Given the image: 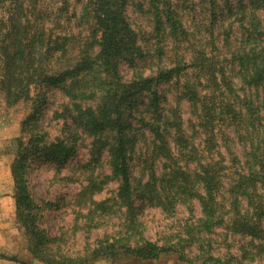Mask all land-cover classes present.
I'll return each instance as SVG.
<instances>
[{
    "label": "trees",
    "instance_id": "16d2710c",
    "mask_svg": "<svg viewBox=\"0 0 264 264\" xmlns=\"http://www.w3.org/2000/svg\"><path fill=\"white\" fill-rule=\"evenodd\" d=\"M217 1L222 4L230 3V0H210V3L213 5ZM158 2L152 1L156 33L175 39L186 37L188 34L170 1ZM237 2L242 12L253 16L259 12L264 14V0H248V10L241 0ZM127 4L128 0H86L82 13L91 22L93 39L89 49L82 45L71 55L74 50L71 47V38L67 34H60L61 31L52 32V28L46 25V22L56 23L60 13L58 7L47 8L39 0H0V92L7 104L26 100L31 104L29 114L22 120V134L16 138L17 149L10 166L16 221L22 230L27 250L45 264H88L97 258L118 256L153 259L162 252H177L175 245H159L146 239L143 236L140 216L148 204L160 207L172 215L177 202L186 204L192 216L193 199L198 201L201 215L192 224H187L186 234L189 238L195 239V232L208 233L227 223L231 232L250 236L251 239L257 237L256 242L264 246V227L261 226L264 204L253 206L252 198L256 192L247 189L245 177L238 174L237 180L230 184V209L225 217L223 207L218 201L224 185L223 175L217 171V163L206 157L207 160L197 164V170L188 172L177 162L179 154L184 155L182 152L186 148L180 147L184 146L180 115L176 110L171 111L170 119L173 121L169 123L171 127L168 132L167 118L162 125L155 124L158 122L156 117L160 114V95L155 89V80L167 79L180 66L160 70L156 76L134 72L129 80L123 79L120 74L121 62L133 64L137 58L144 57L137 33L127 16ZM50 16L53 18L49 19ZM226 19L227 17L219 18L217 22L222 27L233 26L234 23H226ZM247 24L249 25V20L248 23L241 20L239 27L246 28L244 25ZM252 25L256 24L251 23L250 26ZM244 31H248L245 43L253 45H242L232 51L231 55L246 83L261 92L262 104L264 49L257 50L256 44H264V27L261 35H256L250 29ZM35 54L37 58L34 57ZM77 54L78 58L74 57ZM205 61L208 62L204 65ZM211 65L208 59L200 61L197 57L188 63L190 67L203 68L208 76L213 77ZM221 76L225 80L223 71ZM207 81L216 84V79L211 80L208 77ZM52 88L58 89L67 98V102L62 104L61 112L55 111L54 117L62 118L68 132L63 138H55L49 142V135L43 128L41 117L42 108L51 97ZM142 91L149 94L146 105L152 122L146 123L152 126L153 134L159 140L157 148L161 153H156L155 158L162 159L163 170L169 171L161 174L168 175L166 185L164 177H159L156 173V163L153 162L148 181L138 191L132 185L127 146L132 143V134L130 122L124 113L131 112L134 96ZM180 92L181 99L188 101L208 133L205 147L214 146L210 145V141H213L211 126L214 124L217 108L212 99L207 95L201 97L197 84L190 80L182 83ZM223 109V113L219 112L218 121L225 114L230 116L228 125L241 123V111L230 103ZM80 127L83 132L92 136L90 151L96 156L94 160L102 159L101 152L107 151L109 172L93 175L92 172L84 171L82 174L83 181L74 195L72 206L76 207L75 219L79 220L85 234L78 251L65 252L59 249V237H49L38 222L39 208L30 194L28 175L33 153L58 164L65 162L68 154L74 150V145H70V142L79 136ZM171 128L175 130L174 144L181 148L178 156H175L166 142ZM27 149L32 153H27ZM110 181L118 184L115 195L101 200L94 199L93 196ZM241 195L252 204L251 211L239 210ZM94 230H98L99 234L92 237ZM208 255L207 258H213ZM179 258L186 259L181 254ZM212 260L214 263L226 264L221 258Z\"/></svg>",
    "mask_w": 264,
    "mask_h": 264
},
{
    "label": "rangeland",
    "instance_id": "374dc122",
    "mask_svg": "<svg viewBox=\"0 0 264 264\" xmlns=\"http://www.w3.org/2000/svg\"><path fill=\"white\" fill-rule=\"evenodd\" d=\"M40 1L47 8L58 7L60 10H58L60 13L55 11L58 13L56 23L46 22V25L52 28V32L61 31L60 34H67L71 38L68 37L72 40L71 47L74 49L71 55L75 50L77 52L79 46L85 45L89 49L93 35H91V22L82 13L86 0H65L64 3L61 0ZM152 1L160 0H128L127 16L137 33L144 57L137 58L133 64L121 62L120 74L125 80H129L134 72L156 76L160 70L164 71L179 65V70L167 79L155 80L157 82L155 89L160 95V114L155 116L158 119L155 124L162 125L167 118L168 132L171 127L169 123L173 121L170 119L171 111L176 110L180 115V129L184 140V146L180 147H186L182 152L185 154H179L181 148L174 144L173 128L166 140L175 156L179 154L178 164L185 167L188 172H192L198 169V163L207 160L206 157L217 163V171L221 176L223 175L224 185L218 201L223 207L225 217L230 209L231 195L228 189L230 184L237 180L238 174L245 177L247 189L256 192L252 198L253 206L264 204V103L261 104V92L246 83L238 70L236 60L231 55L232 51L242 45H253L245 43L248 39V31L244 29H250L256 35H261L264 14L259 12L253 16L244 11L243 14L237 0H230L229 4L217 1V5H212L210 0H169L188 34L186 37L180 36L175 39L156 33ZM241 3L245 7L249 5L248 0H241ZM246 9L248 10V7ZM50 17L49 19H52L54 15ZM224 17H227L226 23H234L233 26L230 28L220 26L217 21ZM247 19L249 25L240 28V21L248 23ZM250 21L256 25L250 26ZM262 39L263 36L260 37V41ZM256 48L261 51L264 49V44H256ZM78 56L77 54L74 57L78 58ZM34 57L37 58V55L35 54ZM195 57L200 61L208 59L209 63L211 62L213 77L208 76L199 66H188ZM207 62L205 61L204 65ZM221 71L224 72L225 80L222 79ZM208 77L211 80L216 79V84L208 82ZM186 80L195 82L201 97L207 95L217 108L216 118L211 126L213 141H210V145L214 144V146L205 147L208 133L205 132L202 122H199L188 101L180 97L181 85ZM210 84L213 86L211 87ZM50 93L51 97L43 106V117H41L43 128L49 135V142L55 138H63L68 132L62 118L54 117V112L62 109V104L67 102V98L56 88H52ZM148 96L147 91L137 93L133 98L131 112L124 113L125 118L130 122L132 134V143L127 145L130 153L132 185L138 191L148 181L153 162L156 163V173L159 177H164V183L168 185V175L161 174L169 170H163L162 159L155 158L156 153H161L157 148L159 140L155 138L152 126L146 123L152 122L147 112ZM228 103L241 111L240 124L228 125L230 116L225 114L222 120H217L219 112L223 113V107ZM30 107L31 104L27 100L7 104L0 92V264H45L34 258L26 248L22 230L16 221L10 171L17 149L16 138L22 134V120L29 114ZM78 135L70 142V145H74V150L68 154L62 164L36 156L35 153L31 154L33 158L28 175L30 194L39 208L38 222L49 237H59L57 244L59 249L65 252L78 251L85 234L84 229H81L82 225L78 223L79 220L75 219L76 207L72 206L74 195L79 191L83 181L82 174L84 171L92 172L93 175L109 172L107 151L101 152L102 159L94 160L96 156L90 151L92 136L83 132L81 127L78 129ZM27 150V153H32L30 149ZM117 185L115 181H110L93 198L101 200L115 195ZM156 185L158 186L157 182ZM239 199V210L243 212L253 209L245 196L241 195ZM192 203V216L188 212L187 205L182 202L176 203L172 215L164 212L160 207L148 204L145 205L140 216L143 236L146 239L155 241L159 245L163 243L175 245L177 252H162L153 259H136L132 256L97 258L88 264H219L214 263L212 260L214 258H221L226 264H264V246L256 242L257 237L251 239L250 236L233 233L227 223L213 228L208 233L195 232L194 238L197 240L189 238L186 234L187 224H192L201 215L198 201L193 199ZM261 226L264 227V218ZM98 234V230H94L91 236ZM207 253L213 258H207L209 256ZM180 254L186 259L179 258Z\"/></svg>",
    "mask_w": 264,
    "mask_h": 264
}]
</instances>
